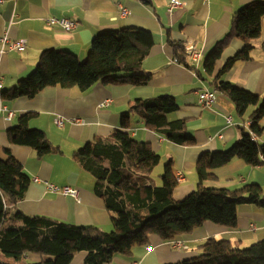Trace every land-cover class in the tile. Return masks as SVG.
I'll list each match as a JSON object with an SVG mask.
<instances>
[{
  "label": "crops",
  "instance_id": "0c3cea01",
  "mask_svg": "<svg viewBox=\"0 0 264 264\" xmlns=\"http://www.w3.org/2000/svg\"><path fill=\"white\" fill-rule=\"evenodd\" d=\"M0 0V41H25L18 51L0 53V93L15 87L17 82L33 72L44 50H62L79 61L86 59L92 40L107 30L123 28L143 29L152 35L154 45L142 61L141 69L150 74L146 86L130 84H96L86 92L78 87H48L32 98L2 100L0 96V158L9 149L12 157L30 178L24 198L17 209L27 216H43L69 225L98 226L108 229L110 215L92 189L93 179L84 173L73 159V153L96 138H106L121 128L122 115L139 101L160 96L175 98L179 109L167 115L169 121L187 120V129L196 144L179 146L161 134L144 128L138 115L129 118L128 133L139 142L147 143L160 157V164L171 162L173 174L181 173L173 198L181 201L198 184L195 165L202 153L228 150L241 139L242 129L251 125L248 115L238 116L231 102L210 86L203 63L206 55L229 31L231 16L242 6L264 0H178L180 6L170 9L172 0ZM125 9L127 14L121 15ZM67 18L77 22L73 31L46 24L49 18ZM192 48L199 55L196 63L186 55L187 68L175 63L169 42ZM248 60L238 61L221 80L259 97L264 96V18L258 40L252 42ZM1 46V42H0ZM243 47L237 38L230 40L216 63L215 72L226 60ZM214 92L215 101L208 110L198 105L196 92ZM107 102V105L103 103ZM8 112L12 117H8ZM34 113L29 128L45 133L53 147L51 154L38 158L36 153L22 146H12L7 131L17 125L20 115ZM56 118L62 127L54 124ZM230 119V121H228ZM263 132L255 142L264 143ZM215 179L202 182L206 188L236 190L247 184L258 185L264 192V167H250L241 160L211 170ZM49 186L71 187L78 191V199L53 192ZM229 241L233 248L247 247L264 240V207L242 205L237 209L236 227L229 229L210 222L174 242L184 248H171L167 242L151 235L148 244L132 249L129 254L116 255L105 264H175L198 257L197 247L206 240ZM26 260L39 261L27 255ZM79 256L72 264L82 262Z\"/></svg>",
  "mask_w": 264,
  "mask_h": 264
},
{
  "label": "trees",
  "instance_id": "16d2710c",
  "mask_svg": "<svg viewBox=\"0 0 264 264\" xmlns=\"http://www.w3.org/2000/svg\"><path fill=\"white\" fill-rule=\"evenodd\" d=\"M263 18L264 2L242 6L232 14L228 33L205 57L203 67L210 86L231 102L241 118L252 109L248 115L251 125L241 130V139L225 152L200 155L194 168L198 184L190 195L181 201L174 200L172 194L178 181L171 162L164 164L163 173L158 175L160 184L150 178L160 164V157L149 144L136 141L127 131L130 116L137 114L145 129L179 146H194L196 141L188 133V121L168 120L167 115L179 109L172 96L138 100L122 115L120 129L106 138L86 143L73 153L78 167L93 179V195L110 215L108 229L73 226L22 213L17 203L24 198L30 178L10 150H4V158H0V253L17 261L27 255L39 258V261L24 258V264H72L81 253V264H105L116 255L129 254L133 248L147 245L151 235L168 243L206 222L232 229L236 227L239 206L264 207V192L258 185L247 184L236 190L202 185L203 181L215 179L209 173L211 170L234 160L250 167H264V143L253 140L263 132L264 96L221 80L236 62L250 58L252 42L261 36ZM233 38L242 41V49L215 72L217 61ZM153 45L149 32L123 28L98 34L83 61L62 50H44L33 72L15 87L1 91L0 96L5 101L32 98L43 89L56 86L78 87L82 92L96 84L146 86L151 78L142 71L141 64ZM169 46L175 63L190 68L182 44L170 41ZM34 116V113L20 115L17 125L6 134L10 145L27 147L41 159L51 154L53 147L44 132L29 128ZM197 249L198 257L175 264H264V240L241 249L233 248L229 241L210 238Z\"/></svg>",
  "mask_w": 264,
  "mask_h": 264
},
{
  "label": "built area",
  "instance_id": "2783aa9c",
  "mask_svg": "<svg viewBox=\"0 0 264 264\" xmlns=\"http://www.w3.org/2000/svg\"><path fill=\"white\" fill-rule=\"evenodd\" d=\"M203 3L207 4L209 0H202ZM180 6V2L178 0H172L170 3V9H174ZM121 15L125 16L127 14V11L125 9H122ZM46 24L50 27H59L65 31H73L77 27V22L69 20L67 18H49L46 21ZM1 46H0V53L4 52V46L7 44V50L8 51H20L25 47V41H9L6 37H2L1 39ZM186 55H188L191 59V62L196 63L197 59L199 58V55L197 53H194L192 48H186L185 50ZM197 97H198V105L201 109L208 110L211 108V105L215 101V94L214 92H210L207 89H201L196 92ZM104 105H107V102L103 103ZM8 117H12V113L8 112ZM230 121V119H228ZM54 124L58 127L63 126V122L60 118H56L54 121ZM254 140V138H253ZM176 180L179 181V178L181 177V173H176ZM49 189L53 192H59L60 194L63 195H70L75 199H78V191L75 188L71 187H63V188H57L55 186H49ZM168 246L171 248H184V246L181 243H176L174 241L168 242Z\"/></svg>",
  "mask_w": 264,
  "mask_h": 264
},
{
  "label": "rangeland",
  "instance_id": "374dc122",
  "mask_svg": "<svg viewBox=\"0 0 264 264\" xmlns=\"http://www.w3.org/2000/svg\"><path fill=\"white\" fill-rule=\"evenodd\" d=\"M225 151H222V152H225ZM162 173H163V164L162 165L159 164L154 169V171L150 174V178L153 179V180H156L157 181V185H158V184H160L158 175H161ZM249 246H247V247H249ZM247 247H242L241 249L247 248ZM77 256H79V258H82V254L81 253H78L76 255V257ZM0 261L3 262V263H5V264H24V258H22L21 260L17 261V260H15L13 258L5 257L1 253H0ZM78 264H80V263H78Z\"/></svg>",
  "mask_w": 264,
  "mask_h": 264
}]
</instances>
